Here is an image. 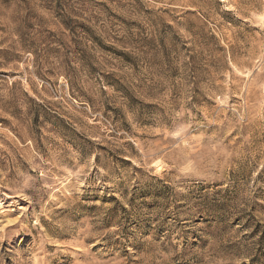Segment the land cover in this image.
<instances>
[{
    "label": "rangeland",
    "instance_id": "obj_1",
    "mask_svg": "<svg viewBox=\"0 0 264 264\" xmlns=\"http://www.w3.org/2000/svg\"><path fill=\"white\" fill-rule=\"evenodd\" d=\"M0 264H264V0H0Z\"/></svg>",
    "mask_w": 264,
    "mask_h": 264
}]
</instances>
